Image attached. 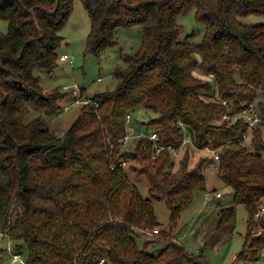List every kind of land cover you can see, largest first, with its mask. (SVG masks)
Returning <instances> with one entry per match:
<instances>
[{
    "label": "trees",
    "instance_id": "1",
    "mask_svg": "<svg viewBox=\"0 0 264 264\" xmlns=\"http://www.w3.org/2000/svg\"><path fill=\"white\" fill-rule=\"evenodd\" d=\"M74 1L0 0L8 26L0 32V233L15 252L26 248L27 264H97L101 257L102 264H210L203 248L190 251L173 232L213 161L208 153L189 166L188 146L209 147L233 202L217 210L216 226L243 204L248 227L235 260H256L264 246V213L254 217L264 205V21L242 18L264 14V0H81L90 20L85 52L116 44L118 27L139 25L141 43L120 53L114 89L89 95L80 86L90 102L60 135L43 117L60 114L69 91L43 89L34 69L50 74L58 65L59 31ZM191 8L205 29L198 40L177 21ZM249 103L262 116L253 127L241 118L218 121ZM137 107L153 113L141 122L163 147L155 158L147 136L122 144L126 115ZM248 130L250 148L242 143ZM121 161L146 177L148 197ZM153 200L170 210L167 230L158 228ZM153 241L166 244L152 254Z\"/></svg>",
    "mask_w": 264,
    "mask_h": 264
},
{
    "label": "rangeland",
    "instance_id": "2",
    "mask_svg": "<svg viewBox=\"0 0 264 264\" xmlns=\"http://www.w3.org/2000/svg\"><path fill=\"white\" fill-rule=\"evenodd\" d=\"M242 20L245 22L264 21V14L249 15L243 17ZM177 21L182 25L183 35L190 33L192 30L196 32L194 40H198L204 33V25L197 22L194 8L189 9L185 14L179 15ZM7 29V21L0 19V32H6ZM89 30L88 13L81 0H75L70 17L59 31L63 39L58 48V54L66 53L70 55L72 62L58 60V65L50 74L43 69L35 68L34 72L39 75L43 89L49 90L59 85L76 83L85 87L89 95H93L97 91L112 90L116 87L117 79L112 76L114 66L117 63H122L119 57L120 53H132L137 50L141 43V27L139 25L118 27L115 34L116 44L107 47L99 55L85 52L86 36ZM79 110L80 106L74 105L56 116L44 115L43 118L51 130L61 135L77 117ZM130 112V125L137 130H144L141 121L153 115V113L145 111L142 107L132 109ZM38 114L39 112L31 110V116ZM250 137L251 135L245 142L247 148H250L248 143ZM185 139L184 146L190 143L189 138L186 137ZM188 148L190 150L189 166H193L200 156L209 153L204 149L197 150L189 146ZM124 168L130 180L139 188L142 196L148 197L146 177L133 174L129 162L125 164ZM203 173L205 175V188L195 190L190 203L181 211L179 225L173 230L176 238L195 253L203 248L202 253L210 264H264V256H261V254L256 260L244 258L235 260V256L243 247L247 232V210L241 203L234 204L235 218L222 228H217L216 212L221 207L233 204L232 192L218 177L216 168H210L208 163H205ZM217 191L221 193L218 197L215 196ZM207 195H210L211 198L206 199ZM153 206L158 228L167 230L170 210L166 202L164 200H153ZM254 217L255 219L258 218L256 215ZM258 229L260 227L256 226L254 233H257ZM211 235L212 237H209ZM140 243L142 244V241ZM165 244L164 241H153L148 244L146 250L155 254ZM13 252H15L14 241L0 233V264H22L13 259L11 254ZM19 254L26 258V248L23 247Z\"/></svg>",
    "mask_w": 264,
    "mask_h": 264
},
{
    "label": "built area",
    "instance_id": "3",
    "mask_svg": "<svg viewBox=\"0 0 264 264\" xmlns=\"http://www.w3.org/2000/svg\"><path fill=\"white\" fill-rule=\"evenodd\" d=\"M60 61L72 62L70 55H68L66 53H63L60 55ZM209 77H213V74L210 73ZM61 89L64 91H69V100L64 103L63 110H68L74 105L81 106L83 104H87L90 102V98H88L87 96H84L81 93V87L76 83L71 84V85H63L61 87ZM222 103L226 104L227 100H222ZM229 118H235V119L241 118L247 123V125L250 128L253 127L254 125L258 124L262 120V116L260 114H258L257 110L255 109V107L252 103H249L247 105L242 106L234 114H229V113L222 114L221 117L218 119V121H222V120L229 119ZM130 119H131V114L127 113V115H126L127 134L121 139L122 144L127 145L134 138L147 136L153 142L154 151H153L152 157L155 158L157 156V154L160 152V150L163 148L162 146H160L156 142V140H157L156 132L154 130H152L150 132H147L145 130H137L134 126L130 125ZM127 123H128V125H127ZM249 136H250L249 130H248V132L243 133L242 143L245 142ZM184 140H186V139H184ZM204 150L213 155V161L210 163L209 167L210 168L215 167L216 160L218 159L217 149L205 147ZM125 164H126V161L120 162L121 166H124ZM220 195H221V193L219 191H217L215 193V196H217V197ZM210 198H211L210 195L206 196V199H210ZM263 213H264V205H261L259 207V209L257 210V212L255 213V215L259 218ZM156 231H157V229L152 230L153 233ZM260 232H261V229H258L257 233H260ZM11 254H12L14 260H17L22 264H27L26 258H23L19 254V252H13ZM260 254H261V256H264V246L261 248ZM104 260H105V258L101 257L97 264H102L104 262Z\"/></svg>",
    "mask_w": 264,
    "mask_h": 264
},
{
    "label": "crops",
    "instance_id": "4",
    "mask_svg": "<svg viewBox=\"0 0 264 264\" xmlns=\"http://www.w3.org/2000/svg\"><path fill=\"white\" fill-rule=\"evenodd\" d=\"M2 234V233H1Z\"/></svg>",
    "mask_w": 264,
    "mask_h": 264
}]
</instances>
